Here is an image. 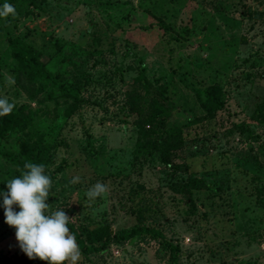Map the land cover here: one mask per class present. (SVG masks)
Wrapping results in <instances>:
<instances>
[{
	"label": "rangeland",
	"instance_id": "rangeland-1",
	"mask_svg": "<svg viewBox=\"0 0 264 264\" xmlns=\"http://www.w3.org/2000/svg\"><path fill=\"white\" fill-rule=\"evenodd\" d=\"M4 3L16 16L0 18V96L40 110L33 129L44 130L49 142L44 165L54 194L46 203L74 217L70 232L83 237L82 227L94 222L115 234L143 225L178 247L177 264H264V122L254 114L264 102V0H4L0 7ZM14 36L39 51L60 81L83 84L70 116L59 118L66 100L50 84L32 96L36 81H25L9 55L6 41ZM139 67L148 91L133 80ZM212 84L221 106L206 115L196 93ZM159 88L165 100L155 93ZM151 96L170 105L167 122L153 130L146 122ZM170 125H181L176 149L165 156L142 150L140 144ZM140 130L148 136L141 138ZM16 147L14 137L0 140V150ZM15 173L0 156V193L8 192ZM76 176L80 182L70 183ZM193 178L199 188L188 197L179 186ZM97 182L108 191L91 201L86 192ZM3 199L0 254L7 261L1 264H48L21 249ZM167 263V251L143 234L110 238L103 250L81 251L78 261Z\"/></svg>",
	"mask_w": 264,
	"mask_h": 264
},
{
	"label": "trees",
	"instance_id": "trees-1",
	"mask_svg": "<svg viewBox=\"0 0 264 264\" xmlns=\"http://www.w3.org/2000/svg\"><path fill=\"white\" fill-rule=\"evenodd\" d=\"M2 1L4 0H0V3ZM6 42L9 55L15 60V68L17 71L28 83L33 81L37 83L36 87L33 89L32 96L34 92L38 93L45 91L47 84H50L51 87L56 88L66 100V105L59 118L70 116L80 103L78 92L81 90L83 84L78 81H72L70 84L60 81V79L56 78L55 74L50 73L45 68L40 52L26 43L23 39L14 36L7 38ZM133 80L137 85L148 91L149 83L144 75L143 67H139L137 75ZM155 93L160 99L165 100L163 88H159ZM196 100L204 114L210 115L221 106L219 87L214 84L204 87L202 90L197 91ZM147 104L149 106V111L146 122L149 126H152V130L156 128L157 125H163V123L167 122L170 112L169 103L166 106L159 102L154 96H151ZM36 111L40 112V110H32L25 105H20L15 106L11 114L0 117V140L5 141L10 137H14L17 146L14 153L0 150V156L4 157L10 165L14 166L17 176L21 175V171L24 170L23 165L26 162L44 164L48 158L49 142L46 141L45 131L33 129L34 114H36ZM254 114L257 119L264 122V102L255 108ZM49 116L58 118V114L52 111L49 112ZM180 129L181 125L164 127L159 131L160 136L157 139H151L147 145L140 144V146L142 150H144V148L157 149L160 151V154L165 156L168 150L178 147ZM139 134L141 138H146V136H148L141 130ZM199 184L200 181L193 178L181 184L179 190L190 197V189L199 188ZM261 204L264 205V200ZM136 217L141 221L142 217L140 213H138ZM81 231L83 237H79L77 234H75V236L82 252L88 253L103 250L106 247V242L110 238L112 240L121 241L127 240L136 234H143L149 238L156 239L160 247L167 251V264H177L178 247L170 243L165 236L154 227L138 225L129 232L115 234L111 233L106 223L94 222L83 226ZM2 261H7V259L0 254V264ZM7 264H10V262L8 261Z\"/></svg>",
	"mask_w": 264,
	"mask_h": 264
},
{
	"label": "clouds",
	"instance_id": "clouds-1",
	"mask_svg": "<svg viewBox=\"0 0 264 264\" xmlns=\"http://www.w3.org/2000/svg\"><path fill=\"white\" fill-rule=\"evenodd\" d=\"M16 16V9L9 3L0 7V18ZM8 83L15 80L8 77ZM15 105L6 97H0V117L12 113ZM21 175L6 182L8 192L3 195L6 223L16 228V237L21 249L30 259L38 257L48 264H78L81 250L76 236L70 232L69 218L63 208L51 210L46 203L51 192L52 180L46 174L44 164L26 162ZM80 182V177H73L70 183ZM108 191L106 184L97 182L86 192V197L94 201ZM18 205L19 211L13 206Z\"/></svg>",
	"mask_w": 264,
	"mask_h": 264
}]
</instances>
